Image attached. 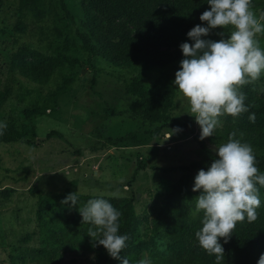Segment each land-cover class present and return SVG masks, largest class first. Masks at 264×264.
<instances>
[{
	"label": "rangeland",
	"instance_id": "374dc122",
	"mask_svg": "<svg viewBox=\"0 0 264 264\" xmlns=\"http://www.w3.org/2000/svg\"><path fill=\"white\" fill-rule=\"evenodd\" d=\"M65 3L74 21L60 0H45L39 7L40 17L31 10L21 11L17 0H0V90L11 92L0 107V125H15L24 133L34 129L37 145L30 147L24 141L0 144V264H99L81 235L83 228L94 226L83 224L78 211L89 199L132 202L141 239L154 238L160 251L167 249V243L151 230L156 211L168 196L193 206V216L199 213L195 207L198 192L192 191L198 171L186 168L205 152L198 143L201 128L190 115L187 98L179 93L181 107L164 127L133 119L126 111V86L133 77L142 76L147 83L164 81L179 70L183 58L166 67L128 69L97 61L93 68L76 33L88 12L92 17L87 24L100 39L101 54L118 62L121 48L135 40L167 49L150 41L156 33L160 36L157 21H128L127 11L112 10L102 0ZM250 10L261 25L255 40L264 48L263 5ZM221 32L228 38V30L220 27L205 38L218 41ZM20 47L59 59L61 65L47 85L33 84L12 72L11 56ZM245 85L264 93V74L245 78L237 85L238 91ZM37 105L49 109L34 115L31 112ZM227 116L219 117L217 128ZM125 136L123 145L117 142ZM209 137L203 141L217 155L218 146ZM77 192L76 206L62 203L68 194ZM41 194L46 199L42 223L37 220ZM230 237L220 238L224 252ZM187 239V252L201 249L191 234ZM149 256L142 252L129 261L138 264L140 259L150 261Z\"/></svg>",
	"mask_w": 264,
	"mask_h": 264
},
{
	"label": "trees",
	"instance_id": "16d2710c",
	"mask_svg": "<svg viewBox=\"0 0 264 264\" xmlns=\"http://www.w3.org/2000/svg\"><path fill=\"white\" fill-rule=\"evenodd\" d=\"M20 10H31L36 16H42L39 7L45 0H17ZM115 11L125 10L128 14V21L141 22L144 19L155 20L157 37L152 36L150 41L153 46L167 49L159 50L147 46L139 40H135L120 50L121 62L110 60L100 51V39L92 31L87 22L91 21L92 13H87V21H82L76 29L79 39L83 42L87 52V62L96 67L97 61H106L116 67L133 68L135 66H146L149 68L166 67L174 64L183 58L179 45L188 40L187 32L197 24H203L199 17L205 10H210L207 0H102ZM63 11L72 21L74 16L68 9L65 0H60ZM263 5L264 0H250V8ZM164 23L165 26L162 24ZM31 60V61H28ZM118 62V63H117ZM10 67L12 72L18 73L23 79L45 86L53 78L55 69L61 65L58 58L46 55L38 50L29 47H20L11 56ZM175 74H172L164 81L147 83L142 76H135L126 86L128 97L127 112L131 118L151 124H159L161 127L174 120V115L181 107L177 87L173 81ZM96 84L92 80L91 85ZM245 96L247 111L238 116L228 115L223 126L217 128L209 142L219 146L228 141L230 134H236L235 139L251 145L256 159V166L260 173H264V93L255 92L250 86H243L240 91ZM9 91L0 90V107L10 97ZM46 106H36L32 114L39 115L48 111ZM255 114V120L249 119ZM35 130L28 132L19 131L15 125H0V144H11L15 142H26L30 147H37L34 142ZM127 136L119 138L118 143L123 145ZM200 148L205 152L203 158L186 168L187 171H199L206 169L216 158V155L203 140L198 141ZM259 189L261 205L257 209L255 221L248 222L247 219L238 221L233 229L228 244V249L221 254L217 260L215 255H209L203 248L198 251L187 252V236L191 234L194 242L198 244L195 232L202 227L203 212L193 216V206L176 203L172 196H168L162 207L156 211L153 221L152 232L167 243L166 250H159L156 247L154 238L142 240L139 232V225L134 214L132 202L122 203L119 199H107L120 212L119 225L120 234H126V248L121 252V257L129 259L133 255H140L142 252L149 253L150 264H257V261L264 253V186L256 185ZM199 192L197 196H199ZM46 199L39 195V207L37 220L42 223L46 210L44 209ZM96 230V226L83 228L81 235L90 243L99 264H120V261L111 258L102 245L94 241L100 237H90L89 231ZM146 235V234H145ZM153 236V237H154ZM94 239V240H93ZM95 245V246H94ZM199 245V244H198Z\"/></svg>",
	"mask_w": 264,
	"mask_h": 264
},
{
	"label": "clouds",
	"instance_id": "9594fccd",
	"mask_svg": "<svg viewBox=\"0 0 264 264\" xmlns=\"http://www.w3.org/2000/svg\"><path fill=\"white\" fill-rule=\"evenodd\" d=\"M207 3L210 10L199 17L204 23L187 32L191 43L185 41L179 45L183 59L173 81L188 100L190 115L201 128V140L213 136L221 115L235 117L248 110L237 85L245 78L255 79L264 74V48L255 40L261 25L250 10V0H207ZM218 27L228 30V38H224L223 32L219 33L218 41L205 38ZM249 119L254 121L255 114ZM235 135L233 132L227 142L215 147L216 158L206 169L198 171L192 188L200 193L195 198L196 211L203 212L202 227L195 237L199 246L217 260L224 254L220 238H227L238 221L256 220L261 205L256 185L264 186V173L256 166L251 145L235 139ZM77 194H68L62 203L76 206ZM78 211L83 224L96 226V230L89 231L92 238L100 234L98 239H93L96 244L102 245L120 264H130L127 256L121 257L128 236L120 234V212L109 200L89 199ZM138 264H150V261L140 259ZM257 264H264V253Z\"/></svg>",
	"mask_w": 264,
	"mask_h": 264
}]
</instances>
